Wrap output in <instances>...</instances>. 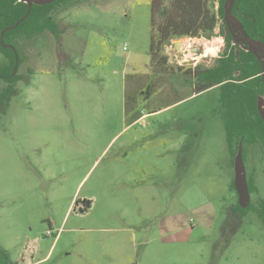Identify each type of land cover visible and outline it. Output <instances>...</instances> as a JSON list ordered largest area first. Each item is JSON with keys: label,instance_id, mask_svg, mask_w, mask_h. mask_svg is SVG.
<instances>
[{"label": "rangeland", "instance_id": "obj_1", "mask_svg": "<svg viewBox=\"0 0 264 264\" xmlns=\"http://www.w3.org/2000/svg\"><path fill=\"white\" fill-rule=\"evenodd\" d=\"M52 15L59 38L16 40L22 78L0 107V248L10 261L264 264V225L253 210H230L238 197L219 88L192 94L185 72L218 56L219 28L172 39L161 72L148 51L149 0H74ZM244 165L255 202L258 144Z\"/></svg>", "mask_w": 264, "mask_h": 264}, {"label": "trees", "instance_id": "obj_2", "mask_svg": "<svg viewBox=\"0 0 264 264\" xmlns=\"http://www.w3.org/2000/svg\"><path fill=\"white\" fill-rule=\"evenodd\" d=\"M68 1L74 0H53L42 4L0 0V53L7 59V63L0 65V80L5 83L0 92L1 108L8 104L15 94L16 82L22 78L18 73L22 57L16 40L44 32L59 38L60 30L52 13L57 5ZM225 1L216 0L215 8L210 0H169L167 3L164 0H149L148 51L153 67L166 72L169 64L163 49L172 39L210 38L214 35V28L219 26L224 44L218 56L209 66H190L185 72L193 80L192 94L212 87L219 88V111L230 154L234 157L241 142L244 161L247 146L258 144L264 151V122L257 109L258 98L264 96V60L247 49V45L241 43L231 31V24L225 19ZM231 13L241 22L249 38L264 46V0H234ZM177 69L182 68L177 66ZM148 94L149 91H145V97ZM246 179L249 192H257L253 177L246 173ZM231 189L236 192L233 179ZM230 210L238 217L253 210L264 225V198L255 202L250 200L245 208L239 206L237 198ZM0 264H14L1 248Z\"/></svg>", "mask_w": 264, "mask_h": 264}, {"label": "water", "instance_id": "obj_3", "mask_svg": "<svg viewBox=\"0 0 264 264\" xmlns=\"http://www.w3.org/2000/svg\"><path fill=\"white\" fill-rule=\"evenodd\" d=\"M28 4L34 2L38 4L42 3H49L53 0H24ZM234 0H226L224 3V10H225V19L230 22V29L231 31H234L238 33V40L241 43H245L247 45V49L251 50L255 54H257L259 57H262L264 60V46L255 40H252L249 38V36L246 34L241 22L231 13V7ZM181 45V40H175L174 46L178 49V47ZM264 79V76H263ZM257 109L258 112L264 122V98L259 97L257 100ZM233 184L235 187V190L237 192L238 197V204L241 208H245L249 201H250V192L248 189L247 179H246V170L245 165L242 157V143L239 142L237 145V149L235 152V155L233 157ZM80 212H83L84 210L82 208H79Z\"/></svg>", "mask_w": 264, "mask_h": 264}, {"label": "built area", "instance_id": "obj_4", "mask_svg": "<svg viewBox=\"0 0 264 264\" xmlns=\"http://www.w3.org/2000/svg\"><path fill=\"white\" fill-rule=\"evenodd\" d=\"M214 5H215V8H216L217 7V2L216 1H214ZM233 33L235 34V36H238V33L235 32V30L233 31ZM172 46H173V41L171 40V43L168 44V45H166V49L167 50H171L172 49Z\"/></svg>", "mask_w": 264, "mask_h": 264}, {"label": "crops", "instance_id": "obj_5", "mask_svg": "<svg viewBox=\"0 0 264 264\" xmlns=\"http://www.w3.org/2000/svg\"><path fill=\"white\" fill-rule=\"evenodd\" d=\"M219 28V26L217 25L215 28H214V31L216 32V30Z\"/></svg>", "mask_w": 264, "mask_h": 264}, {"label": "flooded vegetation", "instance_id": "obj_6", "mask_svg": "<svg viewBox=\"0 0 264 264\" xmlns=\"http://www.w3.org/2000/svg\"><path fill=\"white\" fill-rule=\"evenodd\" d=\"M251 194V193H250ZM251 200V199H250ZM250 202V201H249Z\"/></svg>", "mask_w": 264, "mask_h": 264}, {"label": "bare ground", "instance_id": "obj_7", "mask_svg": "<svg viewBox=\"0 0 264 264\" xmlns=\"http://www.w3.org/2000/svg\"><path fill=\"white\" fill-rule=\"evenodd\" d=\"M213 49V48H212Z\"/></svg>", "mask_w": 264, "mask_h": 264}]
</instances>
